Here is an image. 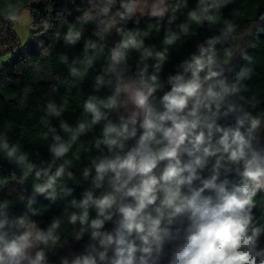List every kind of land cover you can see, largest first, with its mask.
<instances>
[{
  "label": "clouds",
  "instance_id": "clouds-1",
  "mask_svg": "<svg viewBox=\"0 0 264 264\" xmlns=\"http://www.w3.org/2000/svg\"><path fill=\"white\" fill-rule=\"evenodd\" d=\"M56 5L29 0L36 55L23 63L38 73L52 44L80 46L59 63L73 80L66 93L75 81L89 82L90 91L75 123L65 119L68 99L42 106L47 158L13 142L10 129L0 132V161L9 167L0 177V264H264L256 215L264 111L248 94L244 13L231 7L222 16L230 0ZM14 9L5 0L10 25L20 19ZM205 23L219 27L164 76L171 49ZM153 31L163 33L159 47L146 43ZM237 57L244 63L234 65ZM30 92L28 85L22 100ZM9 183L19 186L15 199ZM40 198L58 213L44 219Z\"/></svg>",
  "mask_w": 264,
  "mask_h": 264
},
{
  "label": "trees",
  "instance_id": "trees-1",
  "mask_svg": "<svg viewBox=\"0 0 264 264\" xmlns=\"http://www.w3.org/2000/svg\"><path fill=\"white\" fill-rule=\"evenodd\" d=\"M5 0H0V49L4 53L10 54V59L3 64H0V132L5 129H10L9 137L15 142L21 141L27 150H41L45 158H47L46 147L49 140L43 139L44 131L41 124L43 116L42 106L48 99L54 98L57 103L63 99L69 100L68 112L65 113V119L69 123H75L79 115V104L84 98V93L90 91V83L84 81H75L77 85L73 91L66 93V88L73 83V80L68 76L66 66L59 63V55L66 51L70 56L79 51L80 46L76 49H64L63 45L52 44L54 49L51 56L41 60L43 70L34 72L31 67L23 63L26 55H36L35 43L30 42L23 48L20 45L19 38L13 30V25H10L3 18V5ZM15 6V11L21 13L27 9L29 0H10ZM196 0H188L189 6H193ZM56 6H67L69 8L78 9L81 7V0H56ZM231 6L223 9L222 16L231 15L232 9L241 10L244 15L239 18V22L243 29L250 31V35L246 36L244 46L247 49V55L252 58L251 68L253 69L252 79L248 81L249 95L256 98L258 110L264 111V0H230ZM187 11V10H185ZM71 19V17H69ZM183 19V16L180 17ZM141 27H145L144 24ZM219 24H207L203 27L193 25V35L185 37L178 45L171 49L170 58L165 65L163 75L166 76L173 71L174 66L185 58L189 53L195 51L198 43L202 42L206 37L212 35ZM163 33L151 32L150 39L146 43L160 46V40ZM16 49L15 51L13 49ZM244 63L237 57L234 65ZM53 75L58 77V81L52 79ZM90 74L87 78L92 79ZM57 85L54 89L53 85ZM31 86V92L26 100H22L23 90L26 86ZM23 104V106H21ZM55 123V122H54ZM98 134V132H97ZM92 139L89 135L82 138V141L87 143ZM75 152V149L73 150ZM73 154H69L72 158ZM9 167L3 161H0V177L9 175ZM31 183V179L29 181ZM86 187V186H85ZM10 196L15 199L19 195V186L14 183L8 185ZM82 187H77L75 195L79 197L82 192ZM28 193L31 194V187L28 186ZM257 200L261 203L256 211L258 218L264 222V193L258 194ZM49 202L40 198L41 212L44 213V219H47L54 213L60 210L56 205H52L49 209ZM62 207V203L60 204ZM21 208L18 206L16 212L19 213ZM111 227V225H108ZM72 250H79L80 245H72Z\"/></svg>",
  "mask_w": 264,
  "mask_h": 264
},
{
  "label": "rangeland",
  "instance_id": "rangeland-1",
  "mask_svg": "<svg viewBox=\"0 0 264 264\" xmlns=\"http://www.w3.org/2000/svg\"><path fill=\"white\" fill-rule=\"evenodd\" d=\"M29 22V12L27 11V9H25L20 13L19 21L13 25V30L18 36L19 42H24L21 46L22 48L26 46L31 40V33L28 28ZM1 29L2 28L0 27V30ZM9 59L10 54H6L3 50L0 49V64L6 63Z\"/></svg>",
  "mask_w": 264,
  "mask_h": 264
}]
</instances>
